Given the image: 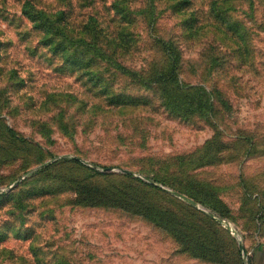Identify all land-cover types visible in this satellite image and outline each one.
<instances>
[{
    "label": "rangeland",
    "instance_id": "rangeland-1",
    "mask_svg": "<svg viewBox=\"0 0 264 264\" xmlns=\"http://www.w3.org/2000/svg\"><path fill=\"white\" fill-rule=\"evenodd\" d=\"M25 1L0 0V264H258L264 0H191L206 16L231 4L236 26L203 21L197 37L163 12L157 32L182 46L187 87L170 98L139 86L140 67L161 59L143 25L125 60L137 74L114 78L128 98H108L84 70L58 69ZM34 2L69 12L79 36L113 14V0Z\"/></svg>",
    "mask_w": 264,
    "mask_h": 264
},
{
    "label": "trees",
    "instance_id": "trees-1",
    "mask_svg": "<svg viewBox=\"0 0 264 264\" xmlns=\"http://www.w3.org/2000/svg\"><path fill=\"white\" fill-rule=\"evenodd\" d=\"M214 1L206 16L194 10L191 0H113L110 20L106 23H98L94 19L89 21L83 27L84 34L81 36L80 24L66 10L49 12L40 8L34 0H26L22 13L32 23V28L41 35L39 46L47 49L51 59L61 61L59 70L72 73L84 70L97 93L101 92L102 96L108 98H128L124 90L114 89V78L117 75L137 74L132 72L134 69L130 70L125 60L139 47V27L143 25L142 32L147 33L152 48L160 54L161 59L158 57L151 61L149 66L154 65L152 70L140 67L144 73L140 75L139 86L154 89V93L160 98H170L177 95L179 90H187L180 73L184 61L182 46L178 40L159 34L157 22L164 11H170L181 16V26L189 37L207 33H201L204 29L201 26L203 21H207L210 26V20L215 21L219 24L220 31H223L221 26L224 29L227 26L235 29L236 26L229 19L232 5ZM163 4L164 8L161 7ZM37 51L34 47L33 53ZM72 159L79 162L78 159ZM178 191L187 195L184 191Z\"/></svg>",
    "mask_w": 264,
    "mask_h": 264
},
{
    "label": "water",
    "instance_id": "water-1",
    "mask_svg": "<svg viewBox=\"0 0 264 264\" xmlns=\"http://www.w3.org/2000/svg\"><path fill=\"white\" fill-rule=\"evenodd\" d=\"M66 156V155H65ZM78 160H81L80 158L78 157H74ZM50 161H47L46 163H44V165L48 164ZM107 170H112V168H106ZM119 171L121 172H124V173H128V174H134V172L132 170H129V169H120ZM147 179V178H146ZM172 194H174L175 196L185 200L186 202L192 204V205H196V201L188 196H186L185 194L179 192V191H172ZM218 221L222 222L221 219L219 218H216ZM224 222V221H223ZM229 225V224H228ZM228 228L231 229L230 226H228ZM240 249L242 250L243 253H245V247H244V244L240 243Z\"/></svg>",
    "mask_w": 264,
    "mask_h": 264
},
{
    "label": "crops",
    "instance_id": "crops-1",
    "mask_svg": "<svg viewBox=\"0 0 264 264\" xmlns=\"http://www.w3.org/2000/svg\"><path fill=\"white\" fill-rule=\"evenodd\" d=\"M255 258L258 264H264V247H259L254 251Z\"/></svg>",
    "mask_w": 264,
    "mask_h": 264
}]
</instances>
